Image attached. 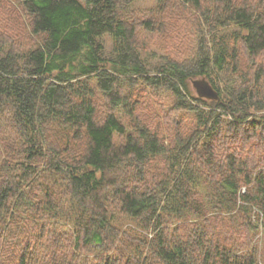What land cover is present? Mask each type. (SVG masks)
I'll use <instances>...</instances> for the list:
<instances>
[{"label":"trees","instance_id":"16d2710c","mask_svg":"<svg viewBox=\"0 0 264 264\" xmlns=\"http://www.w3.org/2000/svg\"><path fill=\"white\" fill-rule=\"evenodd\" d=\"M134 1L1 8L0 264H264V0Z\"/></svg>","mask_w":264,"mask_h":264},{"label":"rangeland","instance_id":"374dc122","mask_svg":"<svg viewBox=\"0 0 264 264\" xmlns=\"http://www.w3.org/2000/svg\"><path fill=\"white\" fill-rule=\"evenodd\" d=\"M156 4V0H136L133 2L131 5L132 8L134 9H146L154 6ZM3 7H8L11 13H16L17 8H19V2L18 0H0V11L1 8ZM4 11V10H2ZM14 16V14L12 15ZM19 20H21V23H25V20H27L24 16L20 15L18 16ZM106 45H110V40L106 39ZM190 90L195 93V89L192 87L190 83Z\"/></svg>","mask_w":264,"mask_h":264},{"label":"water","instance_id":"95a60500","mask_svg":"<svg viewBox=\"0 0 264 264\" xmlns=\"http://www.w3.org/2000/svg\"><path fill=\"white\" fill-rule=\"evenodd\" d=\"M198 97L216 100L219 98L217 90L204 77L193 78L190 81Z\"/></svg>","mask_w":264,"mask_h":264}]
</instances>
